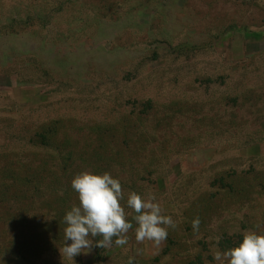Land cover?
Instances as JSON below:
<instances>
[{"label": "rangeland", "instance_id": "rangeland-1", "mask_svg": "<svg viewBox=\"0 0 264 264\" xmlns=\"http://www.w3.org/2000/svg\"><path fill=\"white\" fill-rule=\"evenodd\" d=\"M83 171L177 227L62 257ZM246 231L264 234V0H0V264H218Z\"/></svg>", "mask_w": 264, "mask_h": 264}, {"label": "clouds", "instance_id": "clouds-1", "mask_svg": "<svg viewBox=\"0 0 264 264\" xmlns=\"http://www.w3.org/2000/svg\"><path fill=\"white\" fill-rule=\"evenodd\" d=\"M71 186L78 194L79 204L73 205L64 216L66 243L60 248L62 257L69 260L91 252L94 244L104 249L113 245L124 247L128 233L133 230L138 244L148 241L159 247L168 237V228L177 227L171 216L162 214L154 195L143 197L135 191L129 192L126 206L133 213L129 215L121 203L125 198L121 182L109 172L83 171L72 179ZM200 223L199 216L193 219L194 232L199 231ZM95 237L102 239L94 241ZM213 259L218 264H264V234L246 231L237 246L213 252Z\"/></svg>", "mask_w": 264, "mask_h": 264}, {"label": "trees", "instance_id": "trees-1", "mask_svg": "<svg viewBox=\"0 0 264 264\" xmlns=\"http://www.w3.org/2000/svg\"><path fill=\"white\" fill-rule=\"evenodd\" d=\"M142 106L144 107L143 108V112L142 113H150V111H152L153 109H154V106H153V103H152V101L151 100H147V101H145V102H143L142 103ZM46 136V135H45ZM44 134H40L39 132L38 133H36L35 134V143L37 144V145H41V146H43V145H46L44 142ZM41 138V139H40ZM46 139V138H45ZM66 142V141H65ZM94 153H95V151H94ZM29 183H31V181H29ZM35 183V185H37V183L39 184V182L38 181H35L34 182Z\"/></svg>", "mask_w": 264, "mask_h": 264}]
</instances>
